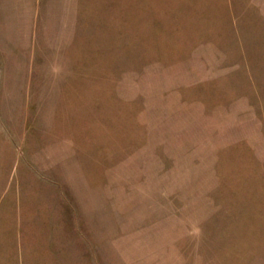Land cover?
<instances>
[{"label": "rangeland", "instance_id": "obj_1", "mask_svg": "<svg viewBox=\"0 0 264 264\" xmlns=\"http://www.w3.org/2000/svg\"><path fill=\"white\" fill-rule=\"evenodd\" d=\"M0 264H264V0H0Z\"/></svg>", "mask_w": 264, "mask_h": 264}]
</instances>
